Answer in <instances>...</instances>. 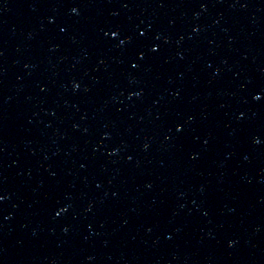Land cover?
Returning a JSON list of instances; mask_svg holds the SVG:
<instances>
[{
  "label": "water",
  "instance_id": "1",
  "mask_svg": "<svg viewBox=\"0 0 264 264\" xmlns=\"http://www.w3.org/2000/svg\"><path fill=\"white\" fill-rule=\"evenodd\" d=\"M0 197V264H264V0H0Z\"/></svg>",
  "mask_w": 264,
  "mask_h": 264
},
{
  "label": "snow or ice",
  "instance_id": "2",
  "mask_svg": "<svg viewBox=\"0 0 264 264\" xmlns=\"http://www.w3.org/2000/svg\"><path fill=\"white\" fill-rule=\"evenodd\" d=\"M73 11H76V9L73 8ZM112 35L115 36V35H117V33L116 32H113ZM141 55H143V53H141ZM257 96H259V93H257ZM0 199H2V197H0Z\"/></svg>",
  "mask_w": 264,
  "mask_h": 264
}]
</instances>
